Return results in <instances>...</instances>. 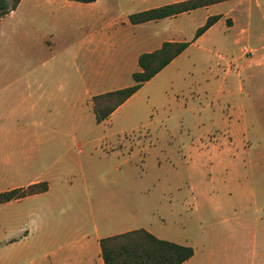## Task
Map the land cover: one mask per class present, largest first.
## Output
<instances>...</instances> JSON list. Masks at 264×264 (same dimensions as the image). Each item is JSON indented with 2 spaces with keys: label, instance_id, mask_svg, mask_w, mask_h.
<instances>
[{
  "label": "crops",
  "instance_id": "crops-1",
  "mask_svg": "<svg viewBox=\"0 0 264 264\" xmlns=\"http://www.w3.org/2000/svg\"><path fill=\"white\" fill-rule=\"evenodd\" d=\"M176 1L182 0H21L0 18V183L9 187L0 193L48 184L46 191L0 201L7 207L0 212V229L11 234L0 242V264H105L101 239L137 228L189 245L164 236L155 221L129 218L125 183L112 179V164L115 171L127 164V136L134 128L127 125L146 110L142 93L172 71L183 75L185 53L213 42L220 29L222 41L240 43L249 35H244L249 28L238 24L242 11L250 6L254 16L262 4L225 0L130 21L131 13ZM213 15L220 18L196 37ZM261 22L249 32L264 42V13ZM193 32L194 37L187 35ZM165 41L190 45L108 118L97 121L92 97L132 85L140 54ZM212 54L204 90L214 101L200 111L216 115L206 135L215 132L221 139L212 167L221 175L215 205L220 219L183 264H264V175H258L264 165L255 156L264 154V142L251 139L263 135L253 122L264 117V89L259 93L263 107L254 92L264 61L259 56L241 61L239 53ZM189 190L195 198L213 197L196 183Z\"/></svg>",
  "mask_w": 264,
  "mask_h": 264
},
{
  "label": "rangeland",
  "instance_id": "rangeland-1",
  "mask_svg": "<svg viewBox=\"0 0 264 264\" xmlns=\"http://www.w3.org/2000/svg\"><path fill=\"white\" fill-rule=\"evenodd\" d=\"M12 1L9 0L10 3ZM260 2L262 7L255 9L254 16L253 9L246 6L238 20L239 25L249 28L252 33L259 29L258 24L263 25L264 0ZM218 26L223 28L225 20ZM249 31H244L249 38L245 36L240 43L233 45L222 41L224 34L220 29L213 42L192 46L185 53L183 75L179 77L176 70L172 71L153 89L143 92L146 110L136 121L127 125V128L134 127L127 136V164H121L117 171L114 170V161L112 164V179L125 183L122 194L126 195L129 218L140 217L145 224L155 221L162 228L164 236L187 242L193 248H199L203 238L214 232L220 219L215 205L216 187L219 186L216 180L221 175L212 167L217 160L214 152L221 139L216 137L215 132L206 135L209 132L206 129L214 125L216 115L200 111L206 103L214 101L204 90L208 67L215 61L214 51L229 55L239 53L237 57L241 61L254 56L262 57L264 61V42ZM194 34L187 35L194 37ZM244 45L253 48L255 53L245 55L240 49ZM254 88L257 101H261L259 93L264 89V72L257 75ZM258 107H263L262 101ZM262 111L264 113V108ZM253 124L263 135L252 137V141L260 140L263 143L264 117ZM190 144L193 148L189 151ZM255 156L257 162L264 165V154ZM224 160L232 159L225 156ZM258 172V175H264V170ZM248 174L251 175V172ZM190 183L212 192L213 197L206 200L205 197L191 196ZM7 188L0 183V190ZM116 188L118 193L119 187ZM2 211L7 212V207L0 202ZM2 229L0 242L11 237L9 232ZM3 258L6 259V254Z\"/></svg>",
  "mask_w": 264,
  "mask_h": 264
},
{
  "label": "trees",
  "instance_id": "trees-1",
  "mask_svg": "<svg viewBox=\"0 0 264 264\" xmlns=\"http://www.w3.org/2000/svg\"><path fill=\"white\" fill-rule=\"evenodd\" d=\"M21 0H0V18L14 10ZM95 1V0H78ZM225 0H182L158 7L131 13L129 18L134 24L176 15L181 12ZM220 15L210 16L199 27L196 37L214 24ZM188 41H165L158 49L143 52L139 56L140 69L133 72V84L124 88L96 94L92 97L97 121L108 118L121 104L130 98L141 86L188 46ZM48 184L40 182L24 188H16L0 193V201L20 198L26 195L46 191ZM101 248L105 264H183L194 254V248L172 240L160 238L145 228H137L115 235L103 237Z\"/></svg>",
  "mask_w": 264,
  "mask_h": 264
},
{
  "label": "built area",
  "instance_id": "built-area-1",
  "mask_svg": "<svg viewBox=\"0 0 264 264\" xmlns=\"http://www.w3.org/2000/svg\"><path fill=\"white\" fill-rule=\"evenodd\" d=\"M241 50L244 52L245 55H253L254 54V49H252L248 45L242 46Z\"/></svg>",
  "mask_w": 264,
  "mask_h": 264
}]
</instances>
